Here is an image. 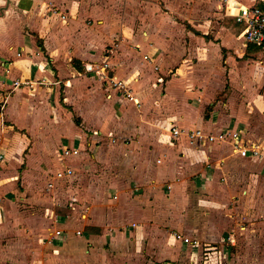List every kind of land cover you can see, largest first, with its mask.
<instances>
[{
  "label": "crops",
  "instance_id": "0c3cea01",
  "mask_svg": "<svg viewBox=\"0 0 264 264\" xmlns=\"http://www.w3.org/2000/svg\"><path fill=\"white\" fill-rule=\"evenodd\" d=\"M222 3L0 0V264H208L201 250L209 244L224 251L223 264L263 263L264 48L244 41L231 13L237 4L264 8V0ZM104 60L145 109L137 111L133 101L111 104L119 127L70 133L69 144L55 149L57 164H51L60 168L46 173L44 187L69 194L62 204L19 210L18 194L40 200L31 188L19 193L11 181L34 162L27 150L36 106L30 113L28 106L51 98L68 108L63 98L76 103L78 88L100 87L90 75L99 76L94 68ZM73 72L79 76L62 95L60 83ZM14 80L31 81L38 95L24 99L28 87ZM172 124L181 131L168 142ZM191 128L238 132V144H257L260 155L240 156L229 139L190 143ZM126 133L137 137V146L115 148H123L131 167L103 171L96 185L77 188V196L84 188L85 201L75 199L65 180L84 163L82 149L112 147L116 134ZM54 136L48 143L44 136L33 139L39 160L47 157L40 155L49 140L62 142ZM63 146L78 152L60 157ZM96 159L102 160L100 151ZM66 166L71 174L56 177Z\"/></svg>",
  "mask_w": 264,
  "mask_h": 264
},
{
  "label": "rangeland",
  "instance_id": "374dc122",
  "mask_svg": "<svg viewBox=\"0 0 264 264\" xmlns=\"http://www.w3.org/2000/svg\"><path fill=\"white\" fill-rule=\"evenodd\" d=\"M240 25V24H239ZM242 28V25H240ZM241 32V30H240ZM107 50L109 48L106 47ZM105 48V49H106ZM106 53V50H104ZM107 54V53H106ZM101 64V63H100ZM190 66V65H189ZM81 75H86V73L81 72ZM88 75V74H87ZM90 75V74H89ZM79 76L77 73L73 72L69 77L65 78L64 80L61 81V88L64 85H66L67 88L71 86L69 83V80L71 77H76ZM93 76L99 83L100 87L97 88L96 90L94 87H91L90 84L83 86L81 88H78L77 92H74L72 94V99L78 101L76 103H72L70 99H64L63 98V103L69 105L70 107L74 106V109L72 108V111H70L69 106L68 108L66 107H61L59 104L57 105L54 102H51V98L49 100L46 99L47 103L43 105L42 98L39 99V102H35L34 105L31 104V107L28 106L29 112L30 113L32 110L33 106H36V109L33 110V118L34 121H32V131L31 136L29 137L30 141V150H27L28 152H31V155L34 159L33 165L31 166V171L29 172L26 171L27 166H25V174L20 175L19 174H13L12 175V182L14 185V188L21 193L23 191V188L26 187L27 190L31 188V193H37L40 196V200H28L27 198L24 199L22 196L18 194V197L16 199V204L19 210H24V209H44L45 205H50L53 206L55 203H63L64 200V195L69 194V192H64L63 189H60L55 192H46L45 184H46V179H47V172H53L57 169L60 168L59 165H56L57 162L55 159L56 157V147L58 145H63L66 144L65 142L67 138L71 139L70 135L72 132L75 130H81L84 131V133H88L90 129L93 128H104L102 126H110V127H119L118 126V117L117 115L113 112V110H109V105L111 104H121L123 102H130L133 105H135L131 100H129L127 97L123 95V93H120V91L113 90L112 93H110V87L108 84L109 77L113 76L111 70L107 69L106 72V77L101 76V75H90ZM42 86V85H41ZM45 86V85H43ZM259 89L260 85H257ZM130 88V91L132 92V88ZM64 92L61 90V94L63 95ZM78 93L79 96L76 94ZM240 94L241 92L238 91ZM93 94H97L96 96H92ZM22 95L24 99L29 98L30 100L34 97L37 96L36 91L33 90H28L25 88L22 90ZM36 100V99H34ZM28 101V100H26ZM6 104V103H5ZM142 104V105H141ZM140 106L136 105L137 111H143L145 109V102L141 101ZM6 107V106H5ZM31 110V111H30ZM132 116V114H131ZM123 119L129 120V115L122 116ZM98 120V122H97ZM108 127V128H110ZM71 133V134H70ZM61 136V141L59 144H57L54 140V144L52 140L50 141L51 146H48L49 148H46L45 151L42 152L40 155L41 151L39 150L38 154L41 156H46V158L39 160L37 158V153L35 148L33 149V144L32 141L33 139H40L42 136L45 137L44 143H48L47 137H52L54 138L55 136ZM115 139H120L114 146L110 147L109 145H102L99 147H94L92 150L89 149H82L81 152V157L84 159L83 161H80L79 163V168L75 170L74 176H71L68 180H65V185L67 187H70L72 191H74L73 197L75 199H82L84 200V188L83 191L81 192L79 190V195L77 196V188L85 187L88 185V182L92 185H96L97 182L96 176L100 175L103 171H108L111 173H124L126 169L131 167L130 161L124 160V151L122 147H117L119 143L124 145V147L128 149H133L134 145L137 146L138 139L135 135L133 134H124V136L116 134ZM168 142H172L174 139L170 136H168ZM135 142V143H134ZM134 143V144H132ZM69 144V142H68ZM48 145V144H47ZM135 146V147H136ZM42 149V147H40ZM114 150V152H112ZM100 151L102 155V160H97L96 159V152ZM109 152V153H107ZM112 155L113 158H108L109 155ZM110 155V157H111ZM109 159V160H108ZM52 160V161H50ZM56 162V164H51ZM60 164V162H59ZM87 191V190H86ZM11 195H14V193H11ZM93 196V195H92ZM76 200V201H77ZM57 201V202H56ZM85 201V200H84ZM244 232L239 235V237L244 236ZM215 246V245H214ZM201 254L207 258L208 264H223L226 256L223 259L224 256V251L222 252L221 249L209 245H203V248L201 250ZM264 264L261 262V259L256 258L254 260V264Z\"/></svg>",
  "mask_w": 264,
  "mask_h": 264
},
{
  "label": "built area",
  "instance_id": "2783aa9c",
  "mask_svg": "<svg viewBox=\"0 0 264 264\" xmlns=\"http://www.w3.org/2000/svg\"><path fill=\"white\" fill-rule=\"evenodd\" d=\"M226 0H223L222 6L225 7ZM234 20L242 25V36L244 38V41L247 43H252L258 47L264 48V8L260 7L256 3L253 4H237L232 7V13ZM61 17H64L61 15ZM109 64L106 60L102 61L101 64L97 65L94 69L96 72L106 77V70L108 69ZM109 87L112 90L120 91V93H123L125 97H127L129 100L133 101L136 105L140 106V101L132 95L130 88H128L127 84L121 80L117 79L115 76L109 77L108 81ZM14 86L18 85H24L27 86L29 90H34V83L31 81L25 80H14L13 81ZM3 102V101H2ZM3 103H1V106ZM0 106V107H1ZM181 130H179L176 125L172 124L170 126V134L172 138L174 139L177 137L178 133ZM188 140L190 143H197V142H212L214 140H224L229 139L234 149L238 152L240 156L243 157H257L260 155L258 151V145L252 144L250 147L247 146H240L238 144V132H220L217 134L213 133H207L204 134L200 129H188L186 131ZM78 152V147L72 146H63L59 150L60 157H66L69 155H74ZM3 154L0 152V160L2 159ZM72 170L70 167H64V169L57 171L55 173L56 177H63L71 174ZM59 231H57L58 233ZM77 234H80V231H76ZM176 238H180L183 242L192 244H196L195 240H190L188 237H182L179 233L175 234Z\"/></svg>",
  "mask_w": 264,
  "mask_h": 264
},
{
  "label": "trees",
  "instance_id": "16d2710c",
  "mask_svg": "<svg viewBox=\"0 0 264 264\" xmlns=\"http://www.w3.org/2000/svg\"><path fill=\"white\" fill-rule=\"evenodd\" d=\"M264 7V6H263Z\"/></svg>",
  "mask_w": 264,
  "mask_h": 264
}]
</instances>
